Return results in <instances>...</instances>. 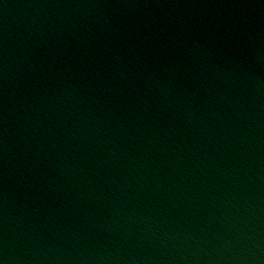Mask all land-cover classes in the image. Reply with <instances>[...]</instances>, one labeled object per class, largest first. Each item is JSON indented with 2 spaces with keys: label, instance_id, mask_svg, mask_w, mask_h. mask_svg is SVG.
Returning <instances> with one entry per match:
<instances>
[{
  "label": "water",
  "instance_id": "95a60500",
  "mask_svg": "<svg viewBox=\"0 0 264 264\" xmlns=\"http://www.w3.org/2000/svg\"><path fill=\"white\" fill-rule=\"evenodd\" d=\"M0 264H264V0H0Z\"/></svg>",
  "mask_w": 264,
  "mask_h": 264
}]
</instances>
